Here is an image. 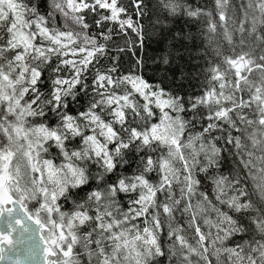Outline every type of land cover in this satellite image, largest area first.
I'll return each mask as SVG.
<instances>
[{
	"label": "snow or ice",
	"instance_id": "6c2138e0",
	"mask_svg": "<svg viewBox=\"0 0 264 264\" xmlns=\"http://www.w3.org/2000/svg\"><path fill=\"white\" fill-rule=\"evenodd\" d=\"M4 261L264 264V0H0Z\"/></svg>",
	"mask_w": 264,
	"mask_h": 264
},
{
	"label": "water",
	"instance_id": "95a60500",
	"mask_svg": "<svg viewBox=\"0 0 264 264\" xmlns=\"http://www.w3.org/2000/svg\"><path fill=\"white\" fill-rule=\"evenodd\" d=\"M15 235V234H14ZM0 264H7V261H4V262H0Z\"/></svg>",
	"mask_w": 264,
	"mask_h": 264
}]
</instances>
